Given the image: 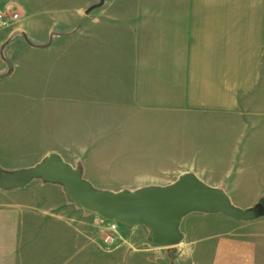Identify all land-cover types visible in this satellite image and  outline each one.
Instances as JSON below:
<instances>
[{
	"label": "crops",
	"instance_id": "1",
	"mask_svg": "<svg viewBox=\"0 0 264 264\" xmlns=\"http://www.w3.org/2000/svg\"><path fill=\"white\" fill-rule=\"evenodd\" d=\"M37 2L40 8L34 14L41 20L42 11L45 23L67 30L62 45L66 50L74 45L77 60L90 41L94 109L184 115L188 122L181 131L211 133L198 142L190 137L194 151H188L202 167L194 166L188 174L224 191L232 203L263 204L264 0H76L71 7H65L67 0H49V7L48 0H0V10L20 7L29 12ZM1 34L0 76L10 71L2 70L10 39ZM71 34L73 44L68 42ZM60 55L69 57L67 52ZM81 73L83 67L77 71L75 93L82 105ZM16 191L26 190L0 189ZM64 191L68 207L80 210ZM63 215L31 213L20 203L0 205V264H132L134 255H139L138 264H167L172 249L182 252L180 264L191 259L192 264H264V217L230 222L226 216H210L219 214L191 213L193 217L182 220L178 246L139 250L136 242L133 251L119 248L109 257L90 243L87 230L68 228Z\"/></svg>",
	"mask_w": 264,
	"mask_h": 264
},
{
	"label": "rangeland",
	"instance_id": "2",
	"mask_svg": "<svg viewBox=\"0 0 264 264\" xmlns=\"http://www.w3.org/2000/svg\"><path fill=\"white\" fill-rule=\"evenodd\" d=\"M75 1L67 0L65 7L74 6ZM83 4L88 3L84 0ZM47 5L51 6L49 0ZM36 8H40L38 2L29 12L20 7L0 10L19 15V21L9 29L0 28L1 35L10 39V43L4 46L5 62L2 66L3 71H10L0 76V166L5 172L29 170L56 153L81 170L95 189L115 193L167 187L184 174L194 172V166L201 169L200 162L188 151H194V141L189 140L195 136L198 142L200 136H210L211 133L196 129L188 135L181 131L186 128L188 120L180 113L132 109L129 115L126 112L129 110L119 107L94 109L96 107L91 104L93 60L90 41L82 46V60H77L74 45L69 44L67 50L62 45L67 30L45 23L42 11L41 20L38 19L33 12ZM57 23L54 21L53 24ZM24 24L25 27H21ZM72 35L68 42L73 44L75 37ZM61 52H67L68 59L62 57ZM81 67L84 73L78 76V82H84L82 105L80 94L75 93L77 71ZM88 89L91 94L86 92ZM79 115L86 118L84 122L79 120ZM90 116L92 122L88 121ZM77 138H81L80 141H76ZM214 145L218 147V142ZM204 175L216 180L221 177L220 174H201ZM26 188L21 189L26 191L16 193H0V205L20 203L22 210L35 214L65 213L67 216L63 215V220L68 228L87 230L90 243L98 246L104 256L110 257L119 248L122 251L129 246L133 251V243H138L141 238L150 239L147 228L120 223L118 231L113 234L114 244L108 245L105 240L112 235L110 220L103 222L100 217H88L72 204L73 209L68 207L63 187L43 184L41 179H36ZM233 205L247 211L259 204ZM210 216L226 218L222 214ZM226 226L230 228L232 224ZM196 236L201 233L198 231ZM151 248L143 245L139 250ZM172 250L167 251L171 252L167 264H180L177 261L182 252ZM137 257L139 255H134L132 258L136 259L129 261L138 264ZM188 264H192V259Z\"/></svg>",
	"mask_w": 264,
	"mask_h": 264
},
{
	"label": "water",
	"instance_id": "3",
	"mask_svg": "<svg viewBox=\"0 0 264 264\" xmlns=\"http://www.w3.org/2000/svg\"><path fill=\"white\" fill-rule=\"evenodd\" d=\"M36 179L61 185L70 202L85 212L131 227L147 228L150 239L139 241L135 248L178 246L183 240L182 220L191 213L222 214L238 222L264 217V204L242 211L233 205L227 193L207 187L188 173L167 187L112 193L95 189L81 170L56 153L29 170L5 172L0 166V189L3 191L24 189Z\"/></svg>",
	"mask_w": 264,
	"mask_h": 264
},
{
	"label": "built area",
	"instance_id": "4",
	"mask_svg": "<svg viewBox=\"0 0 264 264\" xmlns=\"http://www.w3.org/2000/svg\"><path fill=\"white\" fill-rule=\"evenodd\" d=\"M19 21V15L14 12H9L8 10L0 11V28L1 29H9L14 23ZM109 220L103 219V222H108ZM120 223L116 221L110 220V232L112 235H108L105 243L108 245H113L115 242L114 233L118 231V225Z\"/></svg>",
	"mask_w": 264,
	"mask_h": 264
}]
</instances>
